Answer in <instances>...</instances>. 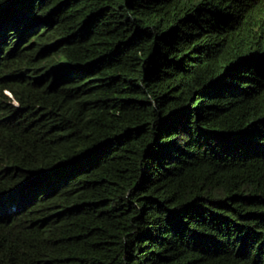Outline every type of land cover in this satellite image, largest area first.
<instances>
[{"label": "trees", "instance_id": "trees-1", "mask_svg": "<svg viewBox=\"0 0 264 264\" xmlns=\"http://www.w3.org/2000/svg\"><path fill=\"white\" fill-rule=\"evenodd\" d=\"M0 264H264V0H0Z\"/></svg>", "mask_w": 264, "mask_h": 264}]
</instances>
